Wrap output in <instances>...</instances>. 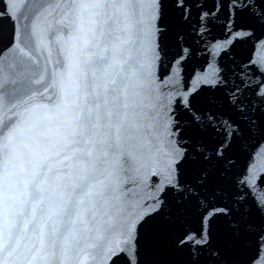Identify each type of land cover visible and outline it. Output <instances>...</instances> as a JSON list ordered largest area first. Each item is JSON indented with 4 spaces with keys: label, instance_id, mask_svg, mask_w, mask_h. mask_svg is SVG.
<instances>
[{
    "label": "snow or ice",
    "instance_id": "1",
    "mask_svg": "<svg viewBox=\"0 0 264 264\" xmlns=\"http://www.w3.org/2000/svg\"><path fill=\"white\" fill-rule=\"evenodd\" d=\"M0 264H264V0H0Z\"/></svg>",
    "mask_w": 264,
    "mask_h": 264
}]
</instances>
